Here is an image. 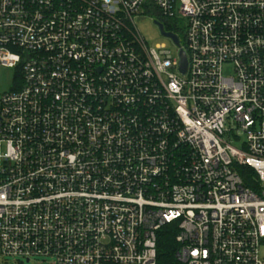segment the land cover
I'll use <instances>...</instances> for the list:
<instances>
[{
  "label": "built area",
  "instance_id": "1",
  "mask_svg": "<svg viewBox=\"0 0 264 264\" xmlns=\"http://www.w3.org/2000/svg\"><path fill=\"white\" fill-rule=\"evenodd\" d=\"M0 65L3 255L264 264V0H0Z\"/></svg>",
  "mask_w": 264,
  "mask_h": 264
},
{
  "label": "rangeland",
  "instance_id": "2",
  "mask_svg": "<svg viewBox=\"0 0 264 264\" xmlns=\"http://www.w3.org/2000/svg\"><path fill=\"white\" fill-rule=\"evenodd\" d=\"M136 25L141 33V35L145 38L147 44L150 47H155L156 44L165 42L168 47L172 50L173 54L177 55V47L174 46L172 41L169 38L163 36L160 32L159 27L155 24V18L149 15H140L136 19ZM178 25L181 29L186 26V21L181 19L178 22ZM183 37L182 34H180ZM228 72V67H226V73ZM21 78L20 74L16 72L14 68L6 67L0 65V95L10 91L15 84H20ZM240 142H235L238 147H241L243 141L245 140V135L240 134ZM264 250V248H263ZM22 259L14 258L11 256H5L1 253L0 249V264H21ZM53 264V259L50 257H38L33 258L31 261H24L23 264Z\"/></svg>",
  "mask_w": 264,
  "mask_h": 264
},
{
  "label": "trees",
  "instance_id": "3",
  "mask_svg": "<svg viewBox=\"0 0 264 264\" xmlns=\"http://www.w3.org/2000/svg\"><path fill=\"white\" fill-rule=\"evenodd\" d=\"M241 173L245 182L248 185H251L254 171L250 168L243 167L241 169ZM177 233L178 231L173 224L165 225L159 230L157 243V264H179L176 258V251L178 249V243L176 241Z\"/></svg>",
  "mask_w": 264,
  "mask_h": 264
},
{
  "label": "water",
  "instance_id": "4",
  "mask_svg": "<svg viewBox=\"0 0 264 264\" xmlns=\"http://www.w3.org/2000/svg\"><path fill=\"white\" fill-rule=\"evenodd\" d=\"M155 24L159 27L160 32L163 36L166 37H170L172 38L176 43H178V36H176L175 34H173L172 32H167L164 29V26L162 23H160L159 21H155ZM181 71L185 72L186 71V67H187V57H186V52L184 50H181Z\"/></svg>",
  "mask_w": 264,
  "mask_h": 264
}]
</instances>
